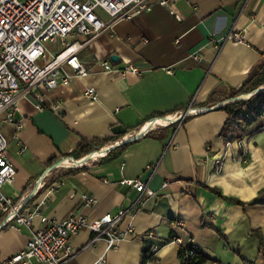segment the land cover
I'll return each instance as SVG.
<instances>
[{
    "label": "crops",
    "instance_id": "1",
    "mask_svg": "<svg viewBox=\"0 0 264 264\" xmlns=\"http://www.w3.org/2000/svg\"><path fill=\"white\" fill-rule=\"evenodd\" d=\"M151 2V11L118 21L80 50L89 75L53 89L38 86L43 108L37 107V99L17 97L15 117L22 120V127L3 124L8 155L17 168L14 183L5 190L18 202L26 199L52 163L84 154L78 150L83 139L110 145L128 137L139 128L113 132L121 109L131 107L142 127L192 107L200 112L180 125L154 128L155 135L130 141L112 159L102 160L106 152L72 174L67 170L82 166L53 169L27 207L40 204V212L50 219H63L73 212L96 219L116 214L139 198L140 191L122 180L141 179L155 194L144 197L136 213L122 220L121 227L132 225L134 232L105 253L106 264H180V245L171 240L174 235L192 236L194 244L218 264H264V188L244 201L225 196L213 186V174H221L226 162L248 160L243 150L235 152L233 144L264 133L263 111L245 127L241 138L232 133L227 139L222 131L228 113L213 108L232 102V93L264 63V0H180L173 9L182 20L160 0ZM232 28L243 31L245 42H223ZM113 54L119 61L112 60ZM100 61L111 62L117 71H104ZM127 63L136 64L143 74L122 76L119 69ZM90 86L96 88L99 100L85 96ZM252 95L248 93L246 99ZM55 103L61 105L62 115L52 109ZM157 162L155 172L147 167ZM82 193L95 196L97 202L85 206ZM41 226L39 215L31 227L19 228L4 225L0 216V259L23 250L33 230ZM151 229L154 236L147 235ZM93 237L86 227L72 236L74 256L67 264H92L104 254L106 241L92 244ZM155 243L161 245L158 252L144 260Z\"/></svg>",
    "mask_w": 264,
    "mask_h": 264
},
{
    "label": "built area",
    "instance_id": "2",
    "mask_svg": "<svg viewBox=\"0 0 264 264\" xmlns=\"http://www.w3.org/2000/svg\"><path fill=\"white\" fill-rule=\"evenodd\" d=\"M179 1L160 0V4L170 8L171 13L178 20H182V16L173 9V4ZM99 8L108 15L107 20L97 14L96 10ZM152 9L151 0H0V216L4 219V225L17 228L21 225L31 227L36 215L42 221V226L33 230L26 247L9 258L0 259V264H67L74 256L71 238L85 227L94 233L92 244L100 239L106 241L104 254L92 264H106L105 253L117 248L120 241L128 239L134 232L132 225L123 229L120 225L122 220L136 213L144 197L155 194L148 183L141 179L122 180L123 184L140 191L139 198L116 214H106L96 219H89L80 212L70 213L63 219H50L40 212V204L35 208L27 207L28 205L23 207L27 198L18 202L5 190L6 186L14 183L17 168L8 155L9 141L3 132V124L8 122L17 129L21 128L22 120L15 117L19 95L30 100L37 99V107L43 108L44 97L38 86L53 89L60 85H69L74 77L89 75V69L79 56L80 50L93 37L114 27L118 21L133 18L142 11ZM230 40L245 42V35L242 30L232 28L223 37V42ZM195 58L201 59L199 55H195ZM99 64L106 72L117 71L109 61H100ZM119 72L122 76H126L128 72L143 74L134 63L125 64ZM85 96L94 101L99 100L98 92L93 86L86 89ZM51 107L58 115H62L59 103ZM199 112V109L189 107L165 115L162 117L164 123L155 118L130 135L145 134L150 127L153 130L168 123L180 125ZM105 153L106 151L103 154ZM103 154L98 153L94 158ZM69 159L70 164L65 165V161ZM69 159L62 161L57 168L82 166L76 164L72 158ZM147 167L154 168L155 172L159 162ZM44 185L45 182L42 181L40 186ZM82 199L87 207L97 202L96 197L88 193H82ZM178 224L180 222L175 223ZM154 234V229L147 232L148 236ZM171 240L184 246L194 242L192 236L184 239L174 235ZM160 247L159 243H155L152 247L153 253L156 254Z\"/></svg>",
    "mask_w": 264,
    "mask_h": 264
},
{
    "label": "trees",
    "instance_id": "3",
    "mask_svg": "<svg viewBox=\"0 0 264 264\" xmlns=\"http://www.w3.org/2000/svg\"><path fill=\"white\" fill-rule=\"evenodd\" d=\"M262 86H264V63L260 66V68L256 72H254L249 77V79L242 85L241 88L235 90L232 93L231 98H236L242 94H248L252 92L253 90L259 87H262ZM209 102H213L212 106L216 104L212 97H210ZM219 108L224 109L228 113V120L223 128L222 135L226 136L228 139L232 133H235L233 137L241 138L242 131L245 130V127L249 125L252 119L262 114V112L264 111V88L261 91L253 94L248 99L244 98V99H238L232 102H228L227 104ZM163 116L164 115H162L161 117ZM171 125L173 124L168 123V124L162 125V129L169 127ZM138 128H141V126ZM153 133L154 132L151 131V132H148L147 135H150ZM123 136L124 135H122L120 138H122ZM128 143L129 142L122 144L117 149H112V150L107 151V154L105 155V157L102 158V160H109V159L114 158L116 156V153L119 150H123ZM106 144L107 143L101 144L99 141L90 143L83 139L79 145L78 150L80 151L84 150L82 151L84 154L80 153L81 154L80 156H76V155L75 156L79 159H84L87 155L96 151L97 149L104 147ZM78 150H76L75 152H77ZM85 169L86 168L82 166L76 169H69L67 170V173L72 174V173H76L78 171L85 170ZM213 190L216 191L219 195H221V192L218 189L213 188ZM230 200L237 202V203H241V201L236 200V199H230ZM153 256H154V253L152 249H150L149 251H146L144 255V260L148 258L150 259ZM180 258H181V264H216L217 263L210 256H208L204 251L198 248L194 244V242L188 243L185 246L180 245Z\"/></svg>",
    "mask_w": 264,
    "mask_h": 264
},
{
    "label": "clouds",
    "instance_id": "4",
    "mask_svg": "<svg viewBox=\"0 0 264 264\" xmlns=\"http://www.w3.org/2000/svg\"><path fill=\"white\" fill-rule=\"evenodd\" d=\"M264 133L252 137L249 141H240L233 144L236 153L243 150L248 160L239 159L221 166V174H213V186L219 188L225 196L239 200H250L264 188ZM232 153H229L231 157ZM210 180L212 177L209 178Z\"/></svg>",
    "mask_w": 264,
    "mask_h": 264
},
{
    "label": "water",
    "instance_id": "5",
    "mask_svg": "<svg viewBox=\"0 0 264 264\" xmlns=\"http://www.w3.org/2000/svg\"><path fill=\"white\" fill-rule=\"evenodd\" d=\"M111 58L114 62L119 61V59H120V57L116 54H113ZM263 88H264V86L259 87L255 90H253L251 92V94H255V93L261 91ZM246 96H247V94H242L236 98H232V100L235 101L238 99H244V98H246ZM227 103H225V104H227ZM222 106L223 105L221 104V105L215 106L213 108H219ZM116 116L119 120L118 124L113 128V132L116 134L126 133L128 130H131V129L133 130L134 128L140 127V125H141V118L135 113V111L131 107H126L124 109L119 110L116 113ZM150 131H151V127L145 134H147ZM145 134L130 135V136L126 137L125 139H123L122 141H120L119 143H113L110 145H106V146H104L100 149H97L96 151L90 153L82 161H79V159L75 158L74 156H70V157L74 160V162L76 164L83 166L86 163H88L90 160H92L95 157V155L98 154L101 150H104L107 152L109 150H112V149H115V148L121 146L124 143L130 142V141L137 139V138H140V137L144 136ZM61 164H62V160H59V161H56L55 163H53L52 165H50L46 169L45 173L38 180L37 188L33 192H31L30 195L27 197L26 201L24 202L23 207L26 206L34 198L38 187L40 186V184L44 180L47 173L52 171L53 169L57 168Z\"/></svg>",
    "mask_w": 264,
    "mask_h": 264
},
{
    "label": "rangeland",
    "instance_id": "6",
    "mask_svg": "<svg viewBox=\"0 0 264 264\" xmlns=\"http://www.w3.org/2000/svg\"><path fill=\"white\" fill-rule=\"evenodd\" d=\"M96 12H97V14H98L100 17H102L103 19H107V16H106L104 10H102L101 8L97 9ZM87 37H90V35L87 36Z\"/></svg>",
    "mask_w": 264,
    "mask_h": 264
},
{
    "label": "bare ground",
    "instance_id": "7",
    "mask_svg": "<svg viewBox=\"0 0 264 264\" xmlns=\"http://www.w3.org/2000/svg\"><path fill=\"white\" fill-rule=\"evenodd\" d=\"M158 121L160 122V123H164V119L163 118H158ZM105 151L104 150H101L99 153H101V154H103ZM70 163H65V165H69Z\"/></svg>",
    "mask_w": 264,
    "mask_h": 264
}]
</instances>
